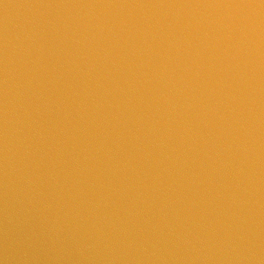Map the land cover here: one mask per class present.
I'll list each match as a JSON object with an SVG mask.
<instances>
[{"label": "water", "instance_id": "1", "mask_svg": "<svg viewBox=\"0 0 264 264\" xmlns=\"http://www.w3.org/2000/svg\"><path fill=\"white\" fill-rule=\"evenodd\" d=\"M0 264H264V0H0Z\"/></svg>", "mask_w": 264, "mask_h": 264}]
</instances>
